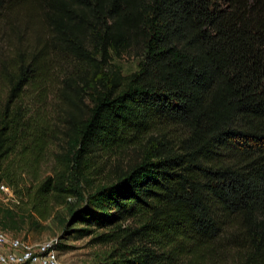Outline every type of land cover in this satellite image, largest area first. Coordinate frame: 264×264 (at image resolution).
Here are the masks:
<instances>
[{"label": "trees", "instance_id": "obj_1", "mask_svg": "<svg viewBox=\"0 0 264 264\" xmlns=\"http://www.w3.org/2000/svg\"><path fill=\"white\" fill-rule=\"evenodd\" d=\"M124 53L128 75L109 63ZM57 62L73 65L61 77ZM51 93L70 169L87 182L98 158L124 163L71 212L121 252L96 264H264V0H0L12 187L48 144ZM57 190L71 193L36 188Z\"/></svg>", "mask_w": 264, "mask_h": 264}, {"label": "rangeland", "instance_id": "obj_2", "mask_svg": "<svg viewBox=\"0 0 264 264\" xmlns=\"http://www.w3.org/2000/svg\"><path fill=\"white\" fill-rule=\"evenodd\" d=\"M110 64L114 65L121 74L128 75L138 68L139 58L133 54L124 53L121 56H113ZM73 62H57V68L63 73L71 68ZM59 77L51 91H55ZM83 110L87 111L92 106L91 90H86ZM53 93L49 94L47 132L49 134L48 144L45 145L38 165L34 170L23 166L21 174L17 176L15 191L18 203H4L0 199V228L13 236H18L32 242L49 240L57 241V249L60 264H96L111 262L118 257L120 251L112 244H95L91 242L95 233H82L81 228L90 227L81 221L80 217H73L72 211L80 210L85 206L89 191L94 187L107 183L124 166L123 162L113 157L98 158L96 165L90 169L87 182L82 176L70 169L68 157L65 155L67 145L65 140V129L58 120L56 102ZM121 159L126 162L127 154ZM50 176L60 186L71 189V193L62 197V192L53 191L52 194L42 201L36 192L38 184L44 178ZM1 177V175H0ZM4 179V178H3ZM93 186V187H92ZM46 206L42 209L44 217L40 216L38 209L40 205ZM92 228V227H90Z\"/></svg>", "mask_w": 264, "mask_h": 264}, {"label": "built area", "instance_id": "obj_3", "mask_svg": "<svg viewBox=\"0 0 264 264\" xmlns=\"http://www.w3.org/2000/svg\"><path fill=\"white\" fill-rule=\"evenodd\" d=\"M0 199L18 203L13 187L0 181ZM57 241L32 242L0 228V264H60Z\"/></svg>", "mask_w": 264, "mask_h": 264}]
</instances>
